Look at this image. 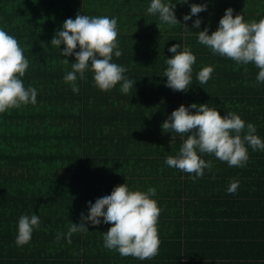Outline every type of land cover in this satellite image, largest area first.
Listing matches in <instances>:
<instances>
[{"label":"trees","instance_id":"obj_1","mask_svg":"<svg viewBox=\"0 0 264 264\" xmlns=\"http://www.w3.org/2000/svg\"><path fill=\"white\" fill-rule=\"evenodd\" d=\"M164 2L176 5L181 25L164 24L158 14L147 13L151 0H0V29L18 40L29 62L21 79L26 88L37 91L35 104L0 113V264H264V217L245 224L233 216V221H224L230 225L228 236L201 242L205 236L187 232L188 216L177 206L185 187H198L203 197L209 184L223 179V199L240 198L235 202L246 204L241 191L258 190L246 198L262 200L264 206V150L253 151L246 144L249 158L243 167H229L214 155L198 152L213 166L194 181L165 162L167 156L178 154L186 135L161 128L180 105L207 104L221 116L233 112L246 125L253 124L264 141V83L256 81L259 69L252 63L237 65L198 42V32L215 31L228 8L245 22H258L264 18V0ZM193 3L205 4L206 10L184 21ZM77 14L117 20L122 55H113L112 62L125 67V78L134 82L127 94L120 84L99 90L90 65L82 77L76 74L78 92L65 83L75 57H63L64 45L52 46L50 41L63 22ZM198 18L200 27H193ZM173 44L180 45L178 51L187 47L196 57L187 92L166 86L164 72ZM63 59L69 64L61 63ZM206 66L213 72L201 84L197 74ZM234 180L239 181L240 192L229 194ZM124 183L131 191L155 189L151 198L161 210L159 254L139 260L106 249L103 236L111 225L102 217L96 226L85 221L88 231L72 234L68 243V228L80 222L81 213L87 216L88 203ZM33 214L39 216L40 227L33 229L29 243L17 246L19 218ZM190 219L201 224L196 216Z\"/></svg>","mask_w":264,"mask_h":264},{"label":"clouds","instance_id":"obj_2","mask_svg":"<svg viewBox=\"0 0 264 264\" xmlns=\"http://www.w3.org/2000/svg\"><path fill=\"white\" fill-rule=\"evenodd\" d=\"M178 3H188V0H179ZM175 6L164 0H151L147 13L158 14L164 24L181 25L175 16ZM205 10V4L193 3L190 5V13L184 15L183 20L188 21ZM200 24L199 18L193 21V27L199 28ZM117 37V20L108 16L77 14L75 19L68 18L63 22L62 30L55 33L50 44L56 47L63 44V57L74 55L72 70L64 77L65 83H70L74 92L79 91L75 83L76 74L79 73L82 77L89 70V65L99 90L109 91L120 84L121 92L127 94L133 88L134 82L124 76L126 68L112 62L113 55H122ZM198 42L210 48L214 54L235 61L237 65L254 64L259 69L257 83H264V18L258 22H245L241 14L233 16V9L228 8L215 31L208 34V29L205 28L198 32ZM179 47V44L169 47L168 51L173 55L166 60L164 77H167L166 86L170 89L187 92L192 84V66L196 57L187 47L178 51ZM77 48L79 51H75ZM61 63L67 65L69 61L63 59ZM28 66L29 62L18 40L0 29V113L36 103V89L26 88L21 79ZM212 72L211 66L203 67L197 74L198 81L201 84L207 83ZM189 108L195 109V113L190 112ZM161 128L163 132L186 135L178 154L167 156L165 162L169 167L188 173L194 181L203 176L204 169L211 170L213 166L211 161L202 159L198 152L214 155L229 167H243L249 158L246 144L253 151L264 150V141L255 134L253 124L246 125L233 112L221 116L216 108L207 104L193 103L188 107L180 105L171 112ZM175 142L176 136L172 135L171 143ZM238 187L239 181L234 180L227 191L234 194ZM154 195V188L143 192L129 190L126 183L115 186L109 194L98 198L95 203L89 202L87 216L81 213L80 222L69 226L66 236L68 243H71L72 234L88 231L85 221L96 226L101 223L102 217L104 223L111 225L103 236L106 249L116 250L122 257L153 259L159 254L157 225L161 211L157 202L151 198ZM39 227L38 215H21L15 240L17 246L29 243L33 229Z\"/></svg>","mask_w":264,"mask_h":264},{"label":"crops","instance_id":"obj_3","mask_svg":"<svg viewBox=\"0 0 264 264\" xmlns=\"http://www.w3.org/2000/svg\"><path fill=\"white\" fill-rule=\"evenodd\" d=\"M212 181V180H211ZM223 182L221 185H219ZM225 179L217 182L215 185L209 184L206 189V195L200 197L199 189L196 186L185 187V191L179 195L177 206L184 211L188 218L186 221L191 224L187 228V232L194 235H204L205 238L201 242L213 241L217 237H226L231 233L230 225L224 221H233L232 218L240 217L237 222H243L245 224H251V220L257 216L260 220L264 217V206L262 200H248L246 198L249 194H257L256 191H249L245 189L241 191L245 193L242 197V201L246 204L235 202L241 200H233L232 197L227 196V199H223L225 192ZM241 188H246L245 185H241ZM263 189V188H261ZM203 191V188H200ZM237 192H240V190ZM191 216L198 217L201 224L197 225L191 223ZM212 217V218H210ZM256 219V218H255ZM197 220L193 219V222Z\"/></svg>","mask_w":264,"mask_h":264}]
</instances>
